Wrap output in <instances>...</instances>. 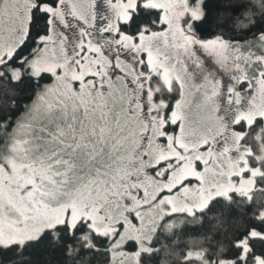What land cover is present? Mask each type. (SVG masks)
I'll return each instance as SVG.
<instances>
[{
  "label": "rangeland",
  "instance_id": "1",
  "mask_svg": "<svg viewBox=\"0 0 264 264\" xmlns=\"http://www.w3.org/2000/svg\"><path fill=\"white\" fill-rule=\"evenodd\" d=\"M190 1L41 6L50 29L27 64L31 74L49 73L53 81L16 127L0 161L1 245L84 220L111 240L112 264H140L167 215H193L231 193L250 197L261 170L248 163L240 145L244 131L235 124L248 127L264 118V33L240 44L201 40L191 23L202 15V0ZM139 2L161 11V30L120 31ZM33 6L34 0H1L0 63L24 40ZM11 73L21 76L18 69ZM152 75L166 87H180L168 115L166 103L153 100ZM30 132L46 147L32 142ZM157 162L168 181L180 185L175 194L161 192L157 183L166 178L150 169ZM130 241L135 250L125 248Z\"/></svg>",
  "mask_w": 264,
  "mask_h": 264
},
{
  "label": "trees",
  "instance_id": "2",
  "mask_svg": "<svg viewBox=\"0 0 264 264\" xmlns=\"http://www.w3.org/2000/svg\"><path fill=\"white\" fill-rule=\"evenodd\" d=\"M59 1L34 0L24 40L0 63V161L8 153L16 127L53 81L49 73L31 74L27 62L42 46L40 39L49 33V14L41 6H56ZM190 2L194 4V0ZM201 10V17L191 23L201 40L240 44L264 33V0H202ZM162 28L161 11L140 2L129 20L119 25L120 31L130 36ZM15 69L21 72L18 79L11 73ZM143 69L146 71V65ZM149 83L153 100L164 101L168 115L180 99L179 85L174 82L166 87L158 75H152ZM236 128L244 131L240 143L248 163L261 170L250 197L231 193L229 198H213L193 215H167L153 233L151 249L141 253L140 264H219L228 260L232 264H256L258 257H264V154L260 156L264 118ZM39 133L46 140V132ZM40 134L30 132L28 136L39 147H46ZM102 142L106 140L100 138ZM110 245L108 236L91 231L88 223L80 220L73 228L65 223L46 229L23 244H0V264H112ZM136 247L134 241L125 245L129 251Z\"/></svg>",
  "mask_w": 264,
  "mask_h": 264
},
{
  "label": "flooded vegetation",
  "instance_id": "3",
  "mask_svg": "<svg viewBox=\"0 0 264 264\" xmlns=\"http://www.w3.org/2000/svg\"><path fill=\"white\" fill-rule=\"evenodd\" d=\"M258 117H260V116H258ZM255 118H257V117H255ZM236 126H237V124H235V127ZM241 138H242V136H241ZM241 138H240V141H241ZM240 145H241V143H240ZM150 169H151V171H153L154 175H156L157 177L160 178V180H163V179L166 178L165 181H159L157 183L159 186H163L161 192L163 191L164 194H171V195H173V194L176 193V190L178 189V187L180 185L179 184H176V183L173 184V183H171V182L168 181V178L167 177H168L169 174L167 173V171L166 172H163L164 171L163 169H165V166H162V163L161 162H157L156 164L152 165ZM181 183H184V181H182Z\"/></svg>",
  "mask_w": 264,
  "mask_h": 264
}]
</instances>
